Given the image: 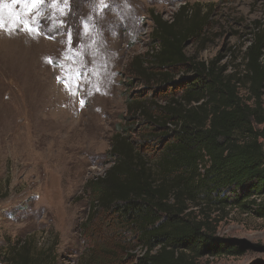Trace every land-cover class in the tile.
I'll return each mask as SVG.
<instances>
[{"label": "rangeland", "instance_id": "obj_1", "mask_svg": "<svg viewBox=\"0 0 264 264\" xmlns=\"http://www.w3.org/2000/svg\"><path fill=\"white\" fill-rule=\"evenodd\" d=\"M183 5L207 15L184 51L217 58L242 78L264 0H68L66 8L45 0L39 16L30 5L0 0V264H13L25 242L31 264H93L82 228L84 184L109 167L117 130L129 125L128 135L140 137L142 117H128V97L144 87L134 59L150 49L151 15L172 21ZM239 92L245 100L243 82ZM254 199L264 202V194ZM218 216L216 235L245 252L203 256L199 264H264V216L235 206ZM140 254L130 250L125 264Z\"/></svg>", "mask_w": 264, "mask_h": 264}, {"label": "trees", "instance_id": "obj_2", "mask_svg": "<svg viewBox=\"0 0 264 264\" xmlns=\"http://www.w3.org/2000/svg\"><path fill=\"white\" fill-rule=\"evenodd\" d=\"M188 11L181 6L172 21L151 15L150 49L134 59L133 74L144 87L128 97L129 119L142 117L140 137L128 135L129 125L117 130L109 167L84 184L89 211L82 228L91 237L93 264H125L135 247L137 264L242 255L238 241L216 235L218 214L235 206L264 216V202L254 199L264 194V23L246 48L240 78L217 58L184 51L207 18ZM30 260L26 242L13 251V264Z\"/></svg>", "mask_w": 264, "mask_h": 264}, {"label": "snow or ice", "instance_id": "obj_3", "mask_svg": "<svg viewBox=\"0 0 264 264\" xmlns=\"http://www.w3.org/2000/svg\"><path fill=\"white\" fill-rule=\"evenodd\" d=\"M45 2V0H13V3H24L26 5H30L29 11H35L36 15L39 16V7ZM59 0H53V4L58 3ZM63 5L66 8L68 6V0H63ZM106 7V5H105ZM61 15L64 14L63 9H60ZM35 20V17L33 18ZM38 23V21H37ZM0 26H2V21H0ZM29 31H31V28H29ZM83 103V102H82Z\"/></svg>", "mask_w": 264, "mask_h": 264}]
</instances>
